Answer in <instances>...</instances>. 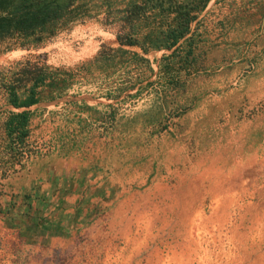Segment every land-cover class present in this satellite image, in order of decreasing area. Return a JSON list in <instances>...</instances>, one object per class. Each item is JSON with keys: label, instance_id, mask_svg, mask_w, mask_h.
<instances>
[{"label": "rangeland", "instance_id": "1", "mask_svg": "<svg viewBox=\"0 0 264 264\" xmlns=\"http://www.w3.org/2000/svg\"><path fill=\"white\" fill-rule=\"evenodd\" d=\"M132 1L83 0L50 35L0 39V264H264V0H148L126 19ZM32 66L60 80L11 104L5 84L24 98ZM10 110L27 111L14 157Z\"/></svg>", "mask_w": 264, "mask_h": 264}, {"label": "trees", "instance_id": "2", "mask_svg": "<svg viewBox=\"0 0 264 264\" xmlns=\"http://www.w3.org/2000/svg\"><path fill=\"white\" fill-rule=\"evenodd\" d=\"M83 0H0V39L5 36L28 38L29 36L38 38L40 33L50 35L57 22L63 19H68L71 11L77 7L81 8ZM148 0L132 1L126 3L124 17L130 18L136 15L141 10L143 3ZM78 2V5H77ZM159 11L168 8L176 12L181 11L185 4L182 2L176 3L175 0H155ZM164 3L166 5L164 6ZM66 16V17H65ZM193 15L185 16L184 20H178L176 26H168L163 32V42L160 41L154 45L161 44L170 47L175 41L182 36L187 30V23ZM145 34L143 38L147 37ZM116 39L119 43L132 44L137 42L129 33H116ZM143 47V45H142ZM23 72H31V84L27 88L28 93L24 98L19 97L16 93V83L9 82L5 84L4 88L7 91L8 101L13 105H26L35 101L34 91L36 86L40 85H56L60 80L59 75L55 71L46 70L41 66H32V69L23 67ZM27 111H13L10 110L3 123L4 129V146L3 148L8 152L9 157H14L21 151L23 137L27 131Z\"/></svg>", "mask_w": 264, "mask_h": 264}, {"label": "crops", "instance_id": "3", "mask_svg": "<svg viewBox=\"0 0 264 264\" xmlns=\"http://www.w3.org/2000/svg\"><path fill=\"white\" fill-rule=\"evenodd\" d=\"M172 60L173 59H171V55L170 54L169 55L165 54L163 57L161 55V57L157 59L158 64H160L159 66H160L161 70H163V71L165 70L167 72V74H168L167 75L168 77L165 78V82H164V79L162 78L163 87H164V85L165 86L167 85L166 82L168 80H171L172 78H174L173 74L176 72V70L172 66L173 65V61ZM218 71H220V70H218ZM221 74L222 73L218 72L215 75V77L209 76V75H207L206 77H199L196 80H194L193 85L196 87V89H206L207 90V89H209V86L210 87L212 86V84H217V82L221 83V82L226 81L225 76L224 75L222 76Z\"/></svg>", "mask_w": 264, "mask_h": 264}]
</instances>
